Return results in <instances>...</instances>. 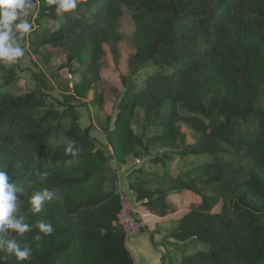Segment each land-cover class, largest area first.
Masks as SVG:
<instances>
[{
  "label": "trees",
  "instance_id": "trees-1",
  "mask_svg": "<svg viewBox=\"0 0 264 264\" xmlns=\"http://www.w3.org/2000/svg\"><path fill=\"white\" fill-rule=\"evenodd\" d=\"M0 1L14 9L20 0ZM38 2V20L62 22L35 33V51H64L62 66L80 75L77 94L89 90L101 112L115 106L114 125L103 130L112 157L96 147L90 127L81 129L72 107H48L40 89L12 93L0 68V264H135L118 223L120 195L113 184L106 189L109 161L141 158L140 147L176 146L179 107L200 135L188 154L212 160L188 181L160 159L153 163L161 170H132L127 182L138 209L162 220L182 206L172 197L189 193L195 200L168 237L207 248L178 264H264V0ZM125 9L135 23V52L119 91L100 74L109 67L105 44L119 64ZM150 64L157 70L137 81ZM208 75L224 95L204 103ZM137 109L152 114V133L133 131ZM104 115L110 123L112 114Z\"/></svg>",
  "mask_w": 264,
  "mask_h": 264
},
{
  "label": "rangeland",
  "instance_id": "rangeland-1",
  "mask_svg": "<svg viewBox=\"0 0 264 264\" xmlns=\"http://www.w3.org/2000/svg\"><path fill=\"white\" fill-rule=\"evenodd\" d=\"M38 12V0L16 1L14 9L7 2L0 1V19L7 25L4 28L5 32L0 25V68L6 71V80L10 83L9 91L18 95L29 90L40 89L43 93L44 103L48 107L59 112L67 107H72L81 129L90 127L89 135L95 141L96 147L100 148L106 156L112 157V149L107 143L103 130L113 127L117 114L115 106L110 102L101 112L91 100V96H88L89 90L77 94L76 85L80 81V75L72 72V67L62 66L65 64L66 57L64 51L44 49L35 51L34 45H32L36 40L35 33H40L45 29L54 32L62 22L60 19L38 20ZM134 33V20L125 9V14L119 20L117 33L120 53L118 65H114L109 45L103 46L109 67L101 72L100 77L119 91L122 90L121 77L127 75L128 60L135 52ZM1 52H5V55H2ZM61 67H63L62 70H60ZM156 70L157 68L151 64L141 69L137 81L144 80L146 76ZM163 71L167 70L163 69ZM3 83L4 80L0 79V85ZM223 95L222 88L212 76L208 75L201 87V100L208 103L212 99H221ZM104 112L112 114L110 123H107ZM186 114V111L179 107L180 118L177 121V127L180 135L176 146L172 148H161L158 145L148 148L140 147L138 152L141 154V158L130 157L124 164H118L115 159H111L109 167L114 172L111 173L106 189L110 190L114 185L116 191L121 194L117 172L129 174L134 168L140 167L148 170H161L163 165H155L153 163L155 159L163 160L175 177H181L187 181L197 179L199 176L198 167L212 159L208 154H188L190 149L196 148L200 135L184 120ZM152 118L151 113L144 109H137L132 121L133 131L140 136L144 132L152 133L154 126H149L154 123ZM200 118L205 125L211 126L212 122L209 119ZM115 181L117 185H115ZM125 195L133 201L132 204L137 211L134 213L135 218L137 219L138 216L144 223V228L138 233L146 235L145 238L139 239L134 237L138 234L137 231L126 234L127 248L135 264H178L182 255L193 253L196 249L207 248V245L203 243H197V246L193 242H180L168 237L175 228L176 220L186 212V204L190 200H195L189 193L184 197L173 196L170 202L182 206L175 214L162 220L150 217L145 214L144 210L138 209L140 203L137 202L135 194L131 190L130 194L125 193ZM135 241L136 243L133 244Z\"/></svg>",
  "mask_w": 264,
  "mask_h": 264
},
{
  "label": "built area",
  "instance_id": "built-area-1",
  "mask_svg": "<svg viewBox=\"0 0 264 264\" xmlns=\"http://www.w3.org/2000/svg\"><path fill=\"white\" fill-rule=\"evenodd\" d=\"M119 195L121 201V211L117 216L118 223L123 227L126 234L135 231H137V233L140 232L141 229L144 228V223L138 216L137 219L135 218L134 213L136 210L134 209V204H132L133 201L123 193H119Z\"/></svg>",
  "mask_w": 264,
  "mask_h": 264
},
{
  "label": "crops",
  "instance_id": "crops-1",
  "mask_svg": "<svg viewBox=\"0 0 264 264\" xmlns=\"http://www.w3.org/2000/svg\"><path fill=\"white\" fill-rule=\"evenodd\" d=\"M135 169V168H134ZM117 175H118V183H119V191L123 194H130V190L128 189V182H127V176L128 174L125 172H117ZM117 190H118V187H117ZM118 193V192H117ZM135 238H139V239H143L146 237L145 234H142V233H138L134 236ZM136 243L133 242V244ZM149 243V242H148ZM149 245V244H148ZM126 246H127V243H126ZM134 248V247H133ZM132 249V247H131Z\"/></svg>",
  "mask_w": 264,
  "mask_h": 264
}]
</instances>
